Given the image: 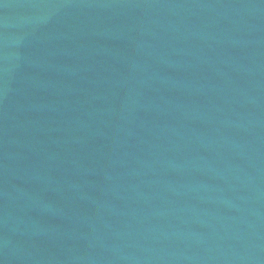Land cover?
Wrapping results in <instances>:
<instances>
[{"label": "water", "instance_id": "water-1", "mask_svg": "<svg viewBox=\"0 0 264 264\" xmlns=\"http://www.w3.org/2000/svg\"><path fill=\"white\" fill-rule=\"evenodd\" d=\"M0 264H264V0H0Z\"/></svg>", "mask_w": 264, "mask_h": 264}]
</instances>
